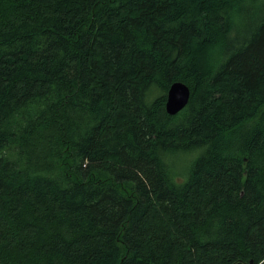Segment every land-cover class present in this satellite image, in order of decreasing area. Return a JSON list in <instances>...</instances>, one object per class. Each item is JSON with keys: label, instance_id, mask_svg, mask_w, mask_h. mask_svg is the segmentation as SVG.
I'll return each instance as SVG.
<instances>
[{"label": "trees", "instance_id": "trees-1", "mask_svg": "<svg viewBox=\"0 0 264 264\" xmlns=\"http://www.w3.org/2000/svg\"><path fill=\"white\" fill-rule=\"evenodd\" d=\"M251 261L264 0H0V264Z\"/></svg>", "mask_w": 264, "mask_h": 264}, {"label": "water", "instance_id": "water-1", "mask_svg": "<svg viewBox=\"0 0 264 264\" xmlns=\"http://www.w3.org/2000/svg\"><path fill=\"white\" fill-rule=\"evenodd\" d=\"M191 98L190 87L183 81H175L169 88L166 101V110L170 115H176L182 111ZM237 264H244L239 262ZM249 264H253L251 261Z\"/></svg>", "mask_w": 264, "mask_h": 264}]
</instances>
